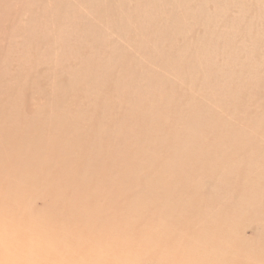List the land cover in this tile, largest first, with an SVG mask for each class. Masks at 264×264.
Returning <instances> with one entry per match:
<instances>
[{"label":"rangeland","instance_id":"1","mask_svg":"<svg viewBox=\"0 0 264 264\" xmlns=\"http://www.w3.org/2000/svg\"><path fill=\"white\" fill-rule=\"evenodd\" d=\"M182 1L184 12L177 0H0V127L42 138L60 120L75 139L68 156L27 149L0 166V188L26 176L5 206L0 259L30 233L46 240L39 253L76 264L175 260L173 247H189L183 264H245L248 248L264 263V218L248 245L228 247L264 217V20L253 19L257 0ZM196 207V222L180 225ZM219 209L231 219L215 236ZM36 259L5 264H54Z\"/></svg>","mask_w":264,"mask_h":264},{"label":"bare ground","instance_id":"2","mask_svg":"<svg viewBox=\"0 0 264 264\" xmlns=\"http://www.w3.org/2000/svg\"><path fill=\"white\" fill-rule=\"evenodd\" d=\"M203 2H206L208 0H202ZM225 5L226 7L224 9H228L231 8L230 6L232 5H236V1L237 0H231L229 3L227 0ZM148 2H150L151 4L154 5H159V6H168V3L166 2V0H148ZM221 2V1H220ZM247 2V1H246ZM246 2H241L238 5L240 6V12L243 14L244 12H247L249 10V7L246 6ZM257 15L253 18L254 20H264V0H257ZM198 8L196 10L202 12L204 10V8H202L203 5H205V3H201L198 1ZM221 5V3H220ZM189 6L185 5L184 2L182 0H177L176 3V8L179 9V11H183V9L188 8ZM243 7V8H242ZM245 10V11H244ZM224 10V13H226ZM184 12V11H183ZM222 13V12H221ZM223 15V14H222ZM221 15V16H222ZM225 16V15H224ZM175 16H172V18H174ZM241 18V17H240ZM175 22L173 21V19H170V21H172V25H177L178 23H183L185 21V18L183 16H177L175 17ZM221 20V19H220ZM156 21V20H155ZM178 21V22H177ZM262 29V28H261ZM264 34V33H263ZM264 37V36H263ZM199 45V44H198ZM212 45V44H211ZM215 45V44H214ZM199 47V46H198ZM201 49V48H200ZM214 49V48H213ZM223 50V47H222ZM225 50V49H224ZM223 50V51H224ZM243 52V51H242ZM81 77L82 80L85 82V75L83 73H81ZM68 78L70 80V83H74L78 80L79 75L76 72H72L70 70V72L68 73ZM239 79V78H237ZM74 88V87H73ZM218 106V104H216ZM64 123L66 122H61L60 120H56L53 121L52 124H50V128L48 130V132H50L51 134H44V137H38V136H31L29 132L26 133V137L23 140L19 139V136H17L16 132L14 133H8L6 131H9V127L6 125V128H1L0 127V166H7V169L13 168V165H15L16 162V157L17 160H19V154L21 155L25 150L29 149L30 154L29 156H35L36 154H38L39 151H41L43 153V156L40 158V160H44L48 154L50 153H54V152H61L63 154H65L66 156L70 155V152L72 150V146L74 144V130H66V128L64 127ZM191 126V124H190ZM192 127V126H191ZM57 129H59L60 131H62V134L60 135L58 134H52V133H57ZM215 129H211V131H214ZM63 133L66 135L64 136ZM197 152V151H196ZM52 153V154H53ZM215 155H221L220 152H215ZM233 158V155H231L230 153H228L225 156H223L222 162L223 163H227L229 159ZM176 159H173L171 161V163L175 162ZM177 162V161H176ZM175 162V163H176ZM24 170V169H22ZM185 173V171L183 172V174ZM26 178L25 175L20 174L18 175L16 180V183L18 184L19 188L18 189H11L6 187L4 188H0V223L3 222L6 218V216L4 215V213L8 212L9 210L5 209V206H9L10 201L12 200L15 203H18L21 199H20V195L19 193H21L22 189H21V184H20V180L24 181V179ZM249 180V179H248ZM214 181V178L212 177L207 183H212ZM204 203V200L200 201V204ZM225 206H227V202L224 204ZM153 208H156L160 211V216H162V212L164 210L167 209V205L166 203H163L161 201H158L156 203H154L152 205ZM18 208V207H17ZM15 208V210L17 209ZM209 210H208V214L211 215V213H215L217 214V210L213 209L212 207L209 206ZM196 209H198V207L194 208L191 211H186V212H182L184 217V221L183 223H180V225H184V226H188L190 227L191 225H193L196 222ZM10 210L13 212V208L11 207ZM1 211L3 212V214L1 213ZM165 214H169V211H165ZM260 215L256 216L255 218L252 219V226H246L245 228V235L243 240H241V242L237 243L235 246H231V244L228 245V247H242L243 245H248V242L244 241L247 239H252L253 237L255 238L256 235H258V232L255 230V226L254 225H260L262 222V218H264L263 216H261L263 214V211H261L259 213ZM172 215V214H170ZM170 215H168L167 217H170ZM230 218L231 219V215H228V213L225 210H218V215H217V219L215 221V223L212 225L211 228H213L214 232H215V236L217 233H219L220 235L222 234V231L225 230V228L228 227L227 223L224 224L220 223L222 220L225 223V221ZM218 221V222H217ZM241 224V223H239ZM3 227L0 225V232H4L3 231ZM231 229V228H230ZM195 233L196 230L192 229ZM252 233V237H249L247 235L248 232ZM231 232V231H230ZM229 232V233H230ZM20 235H22L21 237H19L16 241L14 242H7L5 244V247H30V248H19L10 258H6V259H0V264H5L7 263V260H14V258L21 260V261H34L37 260L36 257L38 258H42V259H47L49 261H54V264H76V261H69V262H64L61 260V258H59V260L54 257V253H52V250L48 249V251H46V253L44 255H42L41 253H39L40 249H44V246L46 244V240L45 239H40L38 241V237H32L29 233V235H26L25 233H20ZM199 234H194L190 237H188L186 239L188 244L191 243H200V237L198 236ZM228 234H225L224 236H226ZM56 238V244H62L60 241L59 237H55ZM221 241V240H220ZM220 241L218 243V245H213L212 247V253H216L217 252V247H221L220 245ZM79 243H83L85 242V240H82L81 238L78 239ZM223 246V243H222ZM31 247H36L37 251H34L36 249H33ZM88 249V247L83 248V251H77V253L80 254V256L82 257L83 255L88 254L90 256V251H86ZM181 249V250H180ZM176 248L173 247L171 248V252L175 251V254L178 252V255L175 257V260H172V258H168L165 259V261L162 258H154L152 256L149 257H145L144 260L147 261V263L149 264H183L182 261L185 260V258H187V256H185V253L189 251V247H180ZM201 248H199L200 251ZM264 250V247L262 248ZM252 249L250 250V248L247 249V251L245 252V264H264L260 261V255H252L251 254ZM259 252V249L257 248L256 250L252 251V252ZM174 254V255H175ZM93 255V254H91ZM170 257L173 256V254H168ZM52 256V257H50ZM171 259V260H170ZM182 262V263H181ZM231 262V258L230 257H226L225 258V263L229 264ZM146 263V264H147Z\"/></svg>","mask_w":264,"mask_h":264}]
</instances>
